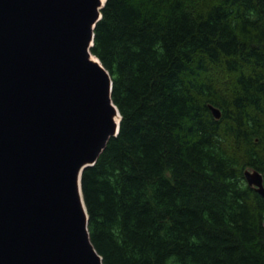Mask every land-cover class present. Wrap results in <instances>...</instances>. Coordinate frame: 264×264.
<instances>
[{
    "label": "trees",
    "instance_id": "16d2710c",
    "mask_svg": "<svg viewBox=\"0 0 264 264\" xmlns=\"http://www.w3.org/2000/svg\"><path fill=\"white\" fill-rule=\"evenodd\" d=\"M100 13L90 53L121 120L81 191L102 264H264V198L244 178L264 183V0Z\"/></svg>",
    "mask_w": 264,
    "mask_h": 264
},
{
    "label": "water",
    "instance_id": "95a60500",
    "mask_svg": "<svg viewBox=\"0 0 264 264\" xmlns=\"http://www.w3.org/2000/svg\"><path fill=\"white\" fill-rule=\"evenodd\" d=\"M105 2L0 0V264H102L81 175L121 120L89 59ZM244 178L264 198L263 176Z\"/></svg>",
    "mask_w": 264,
    "mask_h": 264
},
{
    "label": "bare ground",
    "instance_id": "6f19581e",
    "mask_svg": "<svg viewBox=\"0 0 264 264\" xmlns=\"http://www.w3.org/2000/svg\"><path fill=\"white\" fill-rule=\"evenodd\" d=\"M103 2H104V0H101V6H102V3H103ZM101 6H100V7H101ZM89 59H90V61H91L92 63L99 64L98 60H97L95 57L90 56ZM210 107H212V106H210ZM113 120H114L115 124L117 125V123H118V121H119V114H118V113H116V114L113 116Z\"/></svg>",
    "mask_w": 264,
    "mask_h": 264
},
{
    "label": "rangeland",
    "instance_id": "374dc122",
    "mask_svg": "<svg viewBox=\"0 0 264 264\" xmlns=\"http://www.w3.org/2000/svg\"><path fill=\"white\" fill-rule=\"evenodd\" d=\"M219 82H220V81H219ZM220 85H222L221 82H220Z\"/></svg>",
    "mask_w": 264,
    "mask_h": 264
}]
</instances>
